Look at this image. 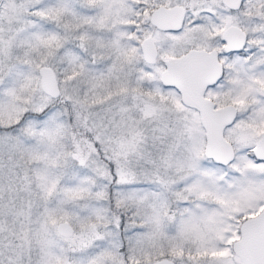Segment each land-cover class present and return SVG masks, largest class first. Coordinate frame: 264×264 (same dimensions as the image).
Listing matches in <instances>:
<instances>
[{
  "label": "snow or ice",
  "instance_id": "snow-or-ice-1",
  "mask_svg": "<svg viewBox=\"0 0 264 264\" xmlns=\"http://www.w3.org/2000/svg\"><path fill=\"white\" fill-rule=\"evenodd\" d=\"M0 264H264V0H0Z\"/></svg>",
  "mask_w": 264,
  "mask_h": 264
}]
</instances>
